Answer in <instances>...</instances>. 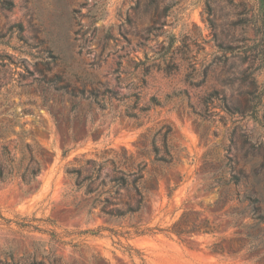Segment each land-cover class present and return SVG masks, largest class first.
<instances>
[{
  "label": "rangeland",
  "instance_id": "obj_1",
  "mask_svg": "<svg viewBox=\"0 0 264 264\" xmlns=\"http://www.w3.org/2000/svg\"><path fill=\"white\" fill-rule=\"evenodd\" d=\"M27 142L44 151L40 185L0 183V264H254L210 246L235 239V221L264 240L229 183L240 175L264 212L262 1L0 0V163ZM167 153L173 165L155 161ZM93 158L109 176L147 164L131 221L69 173L84 178ZM138 199L121 190L116 206ZM185 210L215 232L94 234L166 229Z\"/></svg>",
  "mask_w": 264,
  "mask_h": 264
},
{
  "label": "trees",
  "instance_id": "obj_2",
  "mask_svg": "<svg viewBox=\"0 0 264 264\" xmlns=\"http://www.w3.org/2000/svg\"><path fill=\"white\" fill-rule=\"evenodd\" d=\"M262 6L264 8V0ZM209 3V1H208ZM209 5V4H208ZM210 7V6H209ZM155 153L158 152V147L155 146ZM4 162L0 163V183L12 182L19 179L22 184L28 187L29 191H35L39 187L38 176L42 170L41 159L44 156L43 148L37 142H27L23 144L21 150V157L16 158L12 154L8 145L3 147ZM168 157V158H167ZM167 157L156 158L155 161L165 164L173 165V156L167 153ZM109 160H101L100 162L93 158L88 159L87 164H91V168L87 170L88 174L80 179V170H69L70 174L77 175L76 181L79 186L85 188L86 194H95L98 200L100 211L109 218L128 219L132 220L141 211L142 204L145 200L141 193V184L145 179L146 163H135L129 159L128 161H120L118 165L113 168V173L109 176L108 173L103 174L104 166ZM115 163L114 159H111ZM241 176L238 174L231 175L229 183L236 187V199L245 205V212L243 215H248L255 222V225L264 224V212L260 205V198L253 192H241L239 189ZM135 190L139 195L137 206H127L125 209L118 208L117 198L121 190ZM216 204V203H215ZM90 212V210H88ZM230 225L236 227L235 239H232L228 245H224L220 241L212 243L210 250L222 257H239L252 261L254 264H264V240L261 231L259 232H245L249 229L248 225L243 222H231ZM109 230L118 235H145L154 234L157 232H167L168 234L176 235L180 240H190L194 233H214L216 226H214L208 219H201L199 215L191 210H185L182 215L169 228L146 227L140 222L130 223L128 230L121 232L107 227H99L94 234H100L101 231ZM235 243V244H234ZM129 248L132 247L129 245ZM3 264H11L6 262ZM52 264H59L57 260Z\"/></svg>",
  "mask_w": 264,
  "mask_h": 264
}]
</instances>
